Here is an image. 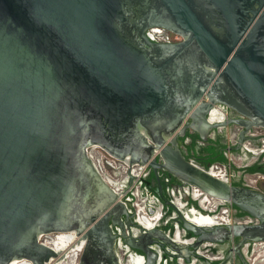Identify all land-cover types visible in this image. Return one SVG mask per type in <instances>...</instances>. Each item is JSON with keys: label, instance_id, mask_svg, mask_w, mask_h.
Segmentation results:
<instances>
[{"label": "water", "instance_id": "obj_1", "mask_svg": "<svg viewBox=\"0 0 264 264\" xmlns=\"http://www.w3.org/2000/svg\"><path fill=\"white\" fill-rule=\"evenodd\" d=\"M217 103L247 118L233 122L264 127V0H0V264H48L58 252L41 236L71 230L85 240L80 264H122L113 224L124 198L89 157L94 145L255 219L200 225L181 215L194 246L242 237L241 253L264 240V192L178 146L188 127L206 140L227 124L211 116ZM144 229L123 237L181 249L180 229Z\"/></svg>", "mask_w": 264, "mask_h": 264}, {"label": "flooded vegetation", "instance_id": "obj_2", "mask_svg": "<svg viewBox=\"0 0 264 264\" xmlns=\"http://www.w3.org/2000/svg\"><path fill=\"white\" fill-rule=\"evenodd\" d=\"M215 106L216 109L211 114L212 118L214 120L226 121V125L211 128L206 140L202 139L199 133L193 131L190 127L186 129L185 135H177L176 139L183 156L187 160L192 161L201 167L211 169V172L215 175H221V171L216 170L214 164L219 163L226 166L229 170L236 169V167L230 162V158L227 155L228 152H238L242 147H245L247 151L251 152V150L244 145V142L247 141V139H261L262 136H258V134L253 133V129L256 127L254 125L248 127V125L233 122L232 120L238 118L247 120L246 117L242 116V114L237 112L235 109L218 103L215 104ZM233 124L240 126V130L236 137V144L231 142L228 143L227 141V132L229 131L228 127ZM262 139H264V137ZM168 143H170V141ZM211 145H214L216 147L215 149L218 150L219 153H224L227 156L228 161L226 163L213 159L216 156L210 152L209 147ZM149 150L150 148L146 147L145 150L142 151L140 155L142 159L147 156ZM156 157L157 160L163 162L159 153ZM257 161L260 164L264 163L261 156L256 159V162ZM143 164L145 167H140L142 165H139L138 167L137 165L133 166L130 169V175L128 172L129 165L126 163L125 171L127 172V175L118 183V185H116V188L123 189L126 193L123 194L125 207L120 210L118 223L113 224V230L117 235V253L123 254L128 258L126 262H122V264H145L148 255L144 250L147 247L156 252L158 255L155 264H206L207 258L201 253V247L204 245L194 246L197 237L184 227L181 215L200 225L255 222L254 217H252L249 213H244L245 211L243 212V210L239 207L236 208L235 204L225 202L220 199H218L220 200L218 208L210 210L208 208V204L212 199L210 195L202 193V190H196L195 195L198 196V200L200 199L199 202L192 193L193 185L185 184L183 180L164 168H159L156 174L149 164ZM246 168L243 170L246 171ZM227 176L228 175H226V177ZM134 181H136V184ZM235 182H242V185H245L242 178L234 180L231 183L235 184ZM128 184H134L133 189H137V191H131L132 189H128ZM139 195L146 197L145 204L144 206L142 205L144 211L139 206L141 204L136 201ZM177 198L181 199V202ZM223 207L226 209L223 211L222 215H217L219 208ZM225 214H227V216L231 219L229 220ZM152 216L156 218L154 221L151 219ZM153 225L154 227L157 226L172 237L175 236L176 228L180 229L182 233L177 230V233L179 232V236L181 234V237H179L177 241L182 244L180 245L181 249L177 250L173 248L170 243L165 242L163 239L158 237L151 238L153 241H149L150 243L145 241L144 238L142 240L139 239V246L130 245L128 240L123 237L125 232L139 237L145 232L146 229L144 228H153ZM241 239L242 237H235L233 240L229 239L223 243L207 244L210 245L208 248L209 250L220 251L221 254H223L222 257L216 259L214 258L212 262L214 264H219L227 259L224 264H244V260H246V258L243 248L245 246L241 247V253H237V251H235V247ZM252 242L254 241H248L249 244ZM185 245L188 246V250L184 248ZM228 255H231V257L227 258ZM262 261H264V258Z\"/></svg>", "mask_w": 264, "mask_h": 264}, {"label": "rangeland", "instance_id": "obj_3", "mask_svg": "<svg viewBox=\"0 0 264 264\" xmlns=\"http://www.w3.org/2000/svg\"><path fill=\"white\" fill-rule=\"evenodd\" d=\"M229 131L227 132V141L228 143H234L236 144L237 140V134L240 130L239 125H231L228 127ZM254 134H258V136H262L261 139L257 140H252V139H247V141L244 142V145L248 147V149L251 150V152L247 151L245 147L240 148L238 152H228V156L230 158V162L233 166L236 167V169H228L226 166L221 165L219 163L214 164L215 169L219 171H226L227 172V177L226 180L228 182H232L234 180H239L242 178L243 182L245 185H248L256 190L264 192V173H250L247 171H244L243 169L254 164L256 162V159L261 156V158L264 160V127H255L253 129ZM260 142V143H258ZM96 151H99L102 155H108L107 152H104L103 149H101L99 146H97ZM116 168H113L109 166L107 163L105 164V169L106 171L112 175L113 180L116 181V183H119L125 176L127 175L126 173V163H124L122 160H116ZM138 167V164H136ZM121 166V167H120ZM243 184V183H242ZM129 188V187H128ZM132 191H136V189H133ZM144 199V200H143ZM145 199L146 197H142L139 195V197L136 199V201H139L141 205L144 206L145 204ZM180 202L181 199L177 198ZM149 201V200H147ZM220 200L218 199H211V202L208 204V208L211 209H217L219 205ZM183 204V203H182ZM155 208V207H153ZM226 208H219L217 211V215H222L223 211ZM226 217L227 214H225ZM229 220L231 219L228 217ZM233 222V221H232ZM210 245H204L201 247V253L206 256L208 260L212 262V260L215 258L222 257L223 254L219 251H211L209 250ZM245 258L249 264H264L263 258H264V240H258L254 241L251 244L245 245L243 248ZM82 252V251H81ZM81 252L78 255L75 263L71 261V259L68 258H63L62 259V264H80V258H81ZM121 253V252H120ZM121 261L126 262L128 259L127 256L123 254H119ZM66 259V260H65Z\"/></svg>", "mask_w": 264, "mask_h": 264}, {"label": "bare ground", "instance_id": "obj_4", "mask_svg": "<svg viewBox=\"0 0 264 264\" xmlns=\"http://www.w3.org/2000/svg\"><path fill=\"white\" fill-rule=\"evenodd\" d=\"M122 161L127 163L130 168H132L133 166H136V164H138V166L142 165L140 167H145V165L140 164V163H135V164L130 166V163L128 162V159L127 160H122ZM109 179H110L109 180L110 184L112 186L114 185L115 188H116V185H118V183H116L111 178H109ZM116 190L118 192H122V193L124 192L123 189L116 188ZM122 193L120 194L121 198H124V195ZM139 206L144 211L143 206L142 205H139ZM151 219H153V221H154V219H156V218H154L152 216ZM153 228H154V225H153ZM178 234H179V232H178ZM41 240L43 242H45L46 244L52 246L58 252V256L54 257V258H51V261L48 264H62L63 261H61V260L63 258H66V257L68 259H71V261L75 263L78 255L83 250V247H84V244H85V240L83 238H80L77 235V232L75 230L58 231V232H54V233L43 234L41 236ZM11 264H33V263L30 260H28V259H15L14 261H12Z\"/></svg>", "mask_w": 264, "mask_h": 264}, {"label": "built area", "instance_id": "obj_5", "mask_svg": "<svg viewBox=\"0 0 264 264\" xmlns=\"http://www.w3.org/2000/svg\"><path fill=\"white\" fill-rule=\"evenodd\" d=\"M96 148H97V146L96 145H94V146H92V147H90L89 149H88V154H89V157L91 158V160H92V162H93V164L95 165V167H96V169L99 171V173H101V175L104 177V178H106V179H108V178H111V179H113L112 178V175H110L107 171H106V169H105V164L107 163L109 166H111V167H113V168H116L117 167V165H116V160H118L117 158H115L114 156H112L109 152H107L105 149H103V148H101V149H103L104 150V152H107V154L108 155H105V153H104V155H102L99 151H96ZM119 161V160H118ZM133 170V169H132ZM217 175H219V176H221V177H223V178H225L226 179V172H224V171H221V175L220 174H217ZM108 176V177H107ZM115 181V180H114ZM116 182V181H115ZM135 182V184H136V181H134ZM128 186H129V188L128 189H132L133 190V186H134V184L133 185H130V184H128ZM115 190H116V188H115V186L113 185L112 186ZM131 190V191H132ZM196 190H200L201 191V189H199V188H197V187H195V186H193V191H192V193L195 195L196 193ZM136 191H137V189H136ZM202 193H204V191H201ZM124 194H126V193H124ZM206 195V194H205ZM195 197L197 198L198 196L197 195H195ZM210 197H212V196H210ZM212 199H215L214 197H212ZM197 200H198V198H197ZM200 200V199H199ZM198 200V201H199ZM139 202V201H138ZM200 202V201H199ZM210 202H211V200H210ZM209 202V203H210ZM136 204H137V202H136ZM160 215H161V213H160Z\"/></svg>", "mask_w": 264, "mask_h": 264}, {"label": "trees", "instance_id": "obj_6", "mask_svg": "<svg viewBox=\"0 0 264 264\" xmlns=\"http://www.w3.org/2000/svg\"><path fill=\"white\" fill-rule=\"evenodd\" d=\"M209 148H210L211 154L216 156L215 158H213L214 160H218L222 163H226L228 161L227 156L224 153H219L218 150L215 149L216 147L214 145H211ZM246 171H248L250 173H264V163L260 164L257 161L254 164L248 166L246 168ZM235 184L242 185V182H235ZM235 207L238 208L236 205H235ZM244 213H247V212H244Z\"/></svg>", "mask_w": 264, "mask_h": 264}, {"label": "clouds", "instance_id": "obj_7", "mask_svg": "<svg viewBox=\"0 0 264 264\" xmlns=\"http://www.w3.org/2000/svg\"><path fill=\"white\" fill-rule=\"evenodd\" d=\"M225 179V178H224ZM207 194V193H206Z\"/></svg>", "mask_w": 264, "mask_h": 264}]
</instances>
